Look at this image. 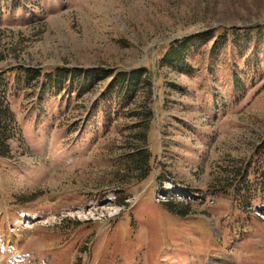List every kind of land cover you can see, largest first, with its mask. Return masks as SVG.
<instances>
[{"label":"rangeland","instance_id":"1","mask_svg":"<svg viewBox=\"0 0 264 264\" xmlns=\"http://www.w3.org/2000/svg\"><path fill=\"white\" fill-rule=\"evenodd\" d=\"M0 103V264H264V0H0Z\"/></svg>","mask_w":264,"mask_h":264},{"label":"trees","instance_id":"2","mask_svg":"<svg viewBox=\"0 0 264 264\" xmlns=\"http://www.w3.org/2000/svg\"><path fill=\"white\" fill-rule=\"evenodd\" d=\"M211 38L212 34L209 31L205 33H200L199 35H193L190 37H185L180 40L173 41L172 44L169 45L165 53L162 54L160 58L161 65H185V59L186 56L189 54L190 50L195 45L204 44ZM221 39H223V37L218 38V40ZM216 43L217 41H214L213 45L215 46ZM33 72H35V74ZM37 72L38 71H30V79L33 78L32 80H34L36 77H38L39 75ZM88 72H91L90 74H92L93 71L89 70ZM64 77L66 76L63 73V69L55 68L54 71H49L46 74L45 80L47 84H50L52 88L56 89L61 85ZM107 77H110L107 86L108 93L114 92L117 101L121 102L123 105H129L132 102L139 86H142V88H147V92H149L147 93V104L150 102L151 78L144 68L121 70L116 72L111 71L104 78ZM146 105H143V117L146 119V122L143 124L144 127L149 124L148 120L152 117L151 110ZM2 108L3 107H1L0 103V144L6 145L7 141L12 139V136L5 134L6 127L2 124L5 119H2V115L5 114L6 107L4 109ZM137 124L139 125L140 122H138ZM132 156L134 158L132 159L134 164L139 165L141 168H144V166L146 165V160L148 158L147 153L143 149H139L137 150V153Z\"/></svg>","mask_w":264,"mask_h":264}]
</instances>
